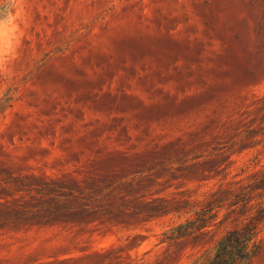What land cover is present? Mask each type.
<instances>
[{
    "label": "rangeland",
    "instance_id": "obj_1",
    "mask_svg": "<svg viewBox=\"0 0 264 264\" xmlns=\"http://www.w3.org/2000/svg\"><path fill=\"white\" fill-rule=\"evenodd\" d=\"M0 21V217L123 219L0 225V264H202L227 206L197 243L162 234L264 168V0H0Z\"/></svg>",
    "mask_w": 264,
    "mask_h": 264
},
{
    "label": "trees",
    "instance_id": "obj_2",
    "mask_svg": "<svg viewBox=\"0 0 264 264\" xmlns=\"http://www.w3.org/2000/svg\"><path fill=\"white\" fill-rule=\"evenodd\" d=\"M219 168H211L208 172L217 170L213 175L216 177L227 170V167ZM240 183V181L231 183L226 190L220 188L211 196L213 200L199 213H195L193 218L177 223L168 233H163L161 243L178 246L183 243H197L203 240L209 235L210 224L217 217V214L212 212V206L220 204L227 206L229 217L236 216V225L216 242L213 253L206 256L202 264H248L254 253L251 246L258 231L264 225V168L255 172L245 183ZM220 205L216 207H221ZM176 208L177 206L169 207L164 203H159L148 206L143 214L149 219L159 218ZM97 220L109 223L123 222L119 211L116 210L64 203L54 204L52 207L45 208L42 213L25 219L2 216L0 225L49 222L80 224L83 222L92 223Z\"/></svg>",
    "mask_w": 264,
    "mask_h": 264
},
{
    "label": "clouds",
    "instance_id": "obj_3",
    "mask_svg": "<svg viewBox=\"0 0 264 264\" xmlns=\"http://www.w3.org/2000/svg\"><path fill=\"white\" fill-rule=\"evenodd\" d=\"M3 22L2 21H0V24H2Z\"/></svg>",
    "mask_w": 264,
    "mask_h": 264
}]
</instances>
